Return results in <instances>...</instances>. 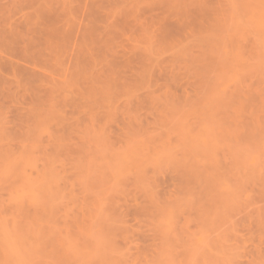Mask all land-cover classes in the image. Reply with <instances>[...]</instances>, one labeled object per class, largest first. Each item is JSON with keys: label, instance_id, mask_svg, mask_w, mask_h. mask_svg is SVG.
Wrapping results in <instances>:
<instances>
[{"label": "rangeland", "instance_id": "rangeland-1", "mask_svg": "<svg viewBox=\"0 0 264 264\" xmlns=\"http://www.w3.org/2000/svg\"><path fill=\"white\" fill-rule=\"evenodd\" d=\"M0 264H264V0H0Z\"/></svg>", "mask_w": 264, "mask_h": 264}, {"label": "bare ground", "instance_id": "bare-ground-1", "mask_svg": "<svg viewBox=\"0 0 264 264\" xmlns=\"http://www.w3.org/2000/svg\"><path fill=\"white\" fill-rule=\"evenodd\" d=\"M46 2H47V1H45V3H46ZM43 3H44V2H43ZM41 4H42V3H40L39 7H40V6H43V5H41ZM44 5H45V4H44ZM37 12H38V11H37ZM44 12L46 13L47 11H44ZM48 12H49V11H48ZM48 12H47V14H48ZM39 13H40V12H39ZM42 13H43V12H42ZM50 13H51V12H50ZM51 14H53V13H51ZM41 15H44V14H41ZM41 15L39 14V16H41ZM44 16H45V15H44ZM49 16H50V20H51V21L53 20V23H54V22H55V20H54L55 18L53 19V18L51 17L52 15H49ZM49 16H47V17L45 16V17H42V18H48ZM54 16H55V15H54ZM54 16H53V17H54ZM34 17H37V16H34ZM59 17H60V16H59ZM38 18H40V17H38ZM51 18H52V19H51ZM38 20H39V19H38ZM38 20H36V21H38ZM44 20H46V19H44ZM47 20H49V19H47ZM56 20H57V19H56ZM58 20L61 22V20H60L59 18H58ZM36 21H35V24H36ZM40 23H41V22H40ZM43 23H47V22H44V21H43ZM54 24H55L54 26L57 25V23H54ZM40 25H41V24H39V25L37 24L38 28H39ZM44 25H45V24H44ZM47 25H49V24H47ZM42 26H43V25H41L40 28H41ZM48 27H49V26H48ZM48 27H47V28H48ZM51 27H52V26H51ZM45 28H46V27H45ZM53 28H54V27H53ZM43 29H44V28H42V30H43ZM51 29H52V28H51ZM49 30H50V29H49ZM54 30H55V28H54ZM46 31H47V30L45 29L44 32L47 33ZM39 32H40V31H38V33H39ZM52 34H53V33H52ZM39 35H40V34H39ZM44 35L46 36V34H44ZM61 35H62V34H61ZM166 35H167V34H166ZM40 37H41V36H40ZM54 37L57 38L56 35H55ZM54 37H52V38H54ZM28 38H30V37H28ZM41 38H42V37H41ZM43 38H44V37H43ZM45 38L47 39V37H45ZM27 40H28V39H27ZM35 40H37V36H36V39H35ZM54 40H55V39H54ZM29 41H30V40H29ZM47 41H48V40H46V42H47ZM35 42H36V41H35ZM46 42H45V44H46ZM48 42H49V41H48ZM10 43L12 44V42H10ZM30 43H31V42H30ZM30 43H29V44H30ZM51 43H52V42H51ZM38 44H39V43H38ZM43 44H44V43H43ZM52 44H53V43H52ZM49 45H50V43H49ZM11 46H13V45H10V47H11ZM36 46H38V45H36ZM24 47H26V46H24ZM28 47H29V46H28ZM28 47L26 48V50L28 49ZM43 47H45V46H43ZM47 47H48V46H47ZM11 48L14 49V48H16V47H14V48L11 47ZM40 48H41V47H40ZM31 49H32V48H31ZM42 49H43V48H42ZM50 49H51V46H50ZM14 50H15V49H14ZM23 50H25V49L23 48ZM26 50H25V52H27ZM16 51H17V50H16ZM12 52H15V51H12ZM20 52H21V51H20ZM23 52H24V51H22V52H21L22 54H20V55H23V56L27 55V54L24 55ZM28 52H29V51H28ZM28 52H27V53H28ZM34 52H35V51H34ZM29 53H31V52H29ZM29 53H28V54H29ZM13 54H14V53H13ZM34 54H35V53H34ZM36 54H37V53H36ZM36 54H35V55H36ZM38 54H40V53H38ZM41 54H42V53H41ZM15 55H18V56H19V51H17V53L15 52ZM23 56H21V59L25 58V57H23ZM27 56H28V55H27ZM37 56H38V55H36L35 58H37ZM19 57H20V56H19ZM28 57H29V56H28ZM31 58H33V55H31ZM31 58H30V59H31ZM30 59H29V62H31ZM37 59H38V58H37ZM37 59H36V60H37ZM23 60H24V59H23ZM26 60L28 61V59H26ZM34 60H35V59H34ZM34 60H33V61H34ZM24 61H25V60H24ZM39 61H40V60H39ZM37 62H38V61H37ZM31 63H34V64H35V62H31ZM40 64H42L41 61H40L39 65H40ZM39 65L36 64L34 67H37V66H39ZM15 66H16V65H15ZM24 68H25V67H24ZM32 68H33V67H32ZM25 70H26V69H25Z\"/></svg>", "mask_w": 264, "mask_h": 264}]
</instances>
